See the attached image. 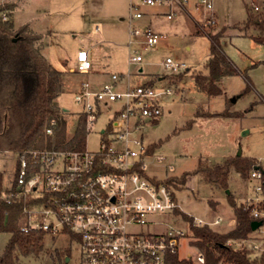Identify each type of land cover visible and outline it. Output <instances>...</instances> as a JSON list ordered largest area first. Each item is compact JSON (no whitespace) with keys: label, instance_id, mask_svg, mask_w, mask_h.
Masks as SVG:
<instances>
[{"label":"rangeland","instance_id":"1","mask_svg":"<svg viewBox=\"0 0 264 264\" xmlns=\"http://www.w3.org/2000/svg\"><path fill=\"white\" fill-rule=\"evenodd\" d=\"M0 4L14 10L16 29L28 24L41 34V39L35 44L52 66L65 73L63 91L57 102L70 114L71 132L76 129L82 110L75 100L80 83L85 80L92 85L100 83L94 80L97 76L92 73L73 70L77 65V52L86 49L92 54L93 69L104 71L107 78L108 74L115 72L124 75L121 87L154 83L156 88L169 86L172 89L173 92L164 97V112L158 121L147 122L144 128L146 144L155 145L154 164L159 157H163L160 164L148 168L150 175L159 179L180 177L197 168L201 160L204 164L212 165L240 151L243 157L257 158L264 165V44L253 39L252 36L258 33L254 25L248 29L242 27L250 13H257L248 0H214V13L197 9L193 4L188 5L187 9L172 6L176 10L172 19L167 18L168 5L141 2L139 8L143 16L130 19V0H0ZM3 12L1 14L5 19L7 16L4 14L8 11ZM209 18L211 23H208ZM235 24L241 27L236 28ZM132 26L141 33L134 36L137 40L144 38L142 33L148 28L167 37L160 40L157 49L145 50L139 42L129 45ZM211 28L214 31L224 30L223 49L241 70L236 75L223 78V93L217 97H209L198 90L192 77L194 72L206 70L205 62L210 54V40L206 32ZM135 49L144 55L142 71L139 70L141 66L130 65L128 61L131 51ZM167 56L184 63L187 69L174 73L165 68L162 62ZM249 84V90L242 94ZM117 107L118 103L102 106V118L87 137L89 149H98L101 138L99 131ZM197 108L244 111V115L196 117ZM17 165L16 151L0 150V171L7 189L15 181ZM228 185L227 189H223L204 181L198 174H190L184 185L175 188L179 204L177 208L206 221L223 216L225 218L221 224L212 226L227 231L236 221L233 224L230 221L232 217L235 219V215L228 193L237 204L245 203L252 193L249 179L237 171L231 172ZM158 220L167 223L161 230L171 226L187 230L181 217ZM10 236L11 233L0 231V255ZM250 236L251 240L246 242L248 246L255 240L264 248V225ZM191 239L189 233L181 239L178 256L189 261L186 264H197L200 253ZM238 243H235L237 247L240 246ZM61 252L66 253L63 255ZM80 262L81 253L76 242L68 236L47 232L44 251L39 256L19 258L20 264Z\"/></svg>","mask_w":264,"mask_h":264},{"label":"built area","instance_id":"2","mask_svg":"<svg viewBox=\"0 0 264 264\" xmlns=\"http://www.w3.org/2000/svg\"><path fill=\"white\" fill-rule=\"evenodd\" d=\"M256 12L264 11V0H248ZM140 2L147 5H168L167 18L172 19L176 10L172 6L187 9L193 4L197 9L214 13V0H130L131 18L143 16ZM213 15V14H212ZM214 16V15H213ZM209 18V22L211 23ZM128 44L139 42L144 49H157L160 40L167 36L148 28L141 34L132 26ZM130 65L141 66L144 55L133 50L128 58ZM174 73L187 69L184 63L167 56L162 62ZM143 67L139 68L142 71ZM78 73H92L93 63L86 49L78 51ZM124 75L111 73L109 80L100 85L82 81L75 100L86 114V147L84 149L41 148L28 149L18 153L16 178L9 188L10 197L20 199L28 196L36 202L28 209L24 231L40 230L53 235L68 236L78 244L81 253L80 264H169L177 255L181 239L188 235L186 229L171 226L162 218L173 217L179 207L175 188L155 175L148 173L150 166L163 161L148 152L144 139L147 122H154L164 112L163 100L172 89L156 88L154 83L121 87ZM118 103L106 125L100 129L97 150L87 144L88 134L102 118V106ZM80 112V113H81ZM56 120L51 122L47 134H53ZM252 193L245 200V207H252L255 220L264 225V165L257 166L250 174ZM34 220L35 223H34ZM222 216L206 221L194 216V224L217 225ZM170 226V225H169ZM248 239L240 246L248 248L252 255L264 252L257 242ZM259 250L260 252H257ZM255 252V253H253ZM199 254L197 264H204ZM217 264H228L220 261Z\"/></svg>","mask_w":264,"mask_h":264},{"label":"trees","instance_id":"3","mask_svg":"<svg viewBox=\"0 0 264 264\" xmlns=\"http://www.w3.org/2000/svg\"><path fill=\"white\" fill-rule=\"evenodd\" d=\"M5 10L8 11L4 14L7 17L3 19L1 13ZM251 25L258 29V33L252 36L253 39L264 44V11L250 13L242 27L248 29ZM15 26L14 10L0 4V150H14L18 154L24 150L41 148L84 149L87 136L86 114H79L76 129L71 132L70 114L57 102L63 91L62 79L65 73L52 66L41 48L35 44L41 39V34L32 30L28 24L18 29ZM234 27L241 25L235 24ZM197 32L200 33L198 28ZM223 33L224 30L214 31L213 28L206 32L210 40L206 70L192 74L197 89L209 97L222 95L221 82L224 77L241 72L223 49ZM249 88L250 84L242 94ZM243 115L244 111L231 112L227 109L210 111L197 108L195 112L196 117ZM53 120H56V125L50 135L47 134V129ZM154 148L155 145H149L148 152L153 154ZM257 166H262L257 158L237 154L212 165L204 164L201 160L194 170L163 181L179 189L185 184L188 175L198 174L204 181L227 189L231 172L237 171L249 179ZM228 197L236 221L227 231L217 230L210 224L196 225L194 216L179 208L174 210L173 217H181L188 224L189 236L199 253L204 256V264H217L220 261L228 264H264V252L260 256H254L248 248L235 245L250 237L255 218L251 206L237 204L229 193ZM35 202L36 199L28 196L20 199L10 197V190L4 187L3 173L0 171V231L11 233L0 255V264H20V256H39L44 251L46 232L22 229L28 209ZM211 204L214 206V201ZM65 253L61 252L63 255ZM188 262L177 254L170 258L169 264Z\"/></svg>","mask_w":264,"mask_h":264},{"label":"crops","instance_id":"4","mask_svg":"<svg viewBox=\"0 0 264 264\" xmlns=\"http://www.w3.org/2000/svg\"><path fill=\"white\" fill-rule=\"evenodd\" d=\"M169 11V10H168ZM167 11V12H168ZM167 12H166V14H167ZM81 50V49H80ZM88 51V50H87ZM89 52V56H90V58H91V52L90 51H88ZM77 55H78V52H77ZM77 55H76V60H77ZM92 60V59H91ZM93 63V62H92ZM92 74H94V75H96L97 77H95L94 78V80H96L97 82H100L98 85H100L102 82H104V81H106L107 79H109L110 78V75L111 74H108V78H107V76H106V73L104 72V71H100V70H98V69H93V72H92ZM159 80V79H158ZM159 81H161V80H159ZM223 217V216H222ZM224 218L225 217H223V220H224ZM230 221H231V223L233 224L234 223V221H235V219L232 217V218H230ZM223 222V221H222Z\"/></svg>","mask_w":264,"mask_h":264},{"label":"water","instance_id":"5","mask_svg":"<svg viewBox=\"0 0 264 264\" xmlns=\"http://www.w3.org/2000/svg\"><path fill=\"white\" fill-rule=\"evenodd\" d=\"M241 154V151L240 152H238V155H240ZM229 192V191H228ZM262 225V221H260V220H254L253 222H252V230L254 231V230H256L259 226H261Z\"/></svg>","mask_w":264,"mask_h":264}]
</instances>
